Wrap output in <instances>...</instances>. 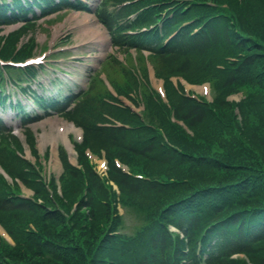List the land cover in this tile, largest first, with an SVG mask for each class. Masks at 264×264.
I'll list each match as a JSON object with an SVG mask.
<instances>
[{"label":"trees","instance_id":"1","mask_svg":"<svg viewBox=\"0 0 264 264\" xmlns=\"http://www.w3.org/2000/svg\"><path fill=\"white\" fill-rule=\"evenodd\" d=\"M208 2L177 4V16L166 27L180 30L155 50L167 74L213 86L215 103L209 105L177 93L166 78L175 116L193 136L170 123L167 111L161 121L173 147L147 128L88 131L90 143L112 152L110 160L119 156L133 175L150 178L123 174L113 165L110 172L124 205L145 212L138 235L120 233L116 193L89 169L82 174L69 169L65 193L79 205L67 217L7 197L0 182V221L17 238L16 247L0 244V264H198V240L200 256L209 264H245L229 259L237 251L264 264V0ZM15 48V40L8 38L0 56L9 57ZM193 59L198 75L188 76ZM239 91L245 94L240 103L226 101ZM0 162L23 177L26 164L8 148H0ZM26 218L36 221L35 232L16 229ZM168 224L184 232L190 253L178 236L169 234Z\"/></svg>","mask_w":264,"mask_h":264},{"label":"rangeland","instance_id":"2","mask_svg":"<svg viewBox=\"0 0 264 264\" xmlns=\"http://www.w3.org/2000/svg\"><path fill=\"white\" fill-rule=\"evenodd\" d=\"M96 0H92L94 4ZM67 13H63L57 17L54 18H46L42 19L38 22V25L28 27L24 30L26 34L24 36H21V40L25 41L27 36H33L36 39L37 47L35 51H38L40 49H43L48 45H54V47H58L57 43L68 39V32L70 31L69 36H73L72 42L69 43V45H78L80 44L81 47L78 49L79 52H89V51H95L94 54L96 57L98 56V59L96 58H85L84 63H89L87 60L90 61V66H85L83 63L80 65L77 64V60H73L71 58H66L65 63L60 64V57L62 55L59 54L60 47L57 48L55 51H50L47 53V55L50 57L51 54H57V59L54 64H60L64 69L69 70V72H72V78L79 82L80 84L85 82V73L88 68L97 67L99 61L102 59L103 56H105L108 52L111 51L110 42H109V36L107 35L105 29L96 22L93 15L86 14V13H73L70 17ZM70 18V19H69ZM62 23L61 25L59 23ZM68 26L71 27V30L68 28ZM74 27V29H72ZM13 29V27H6L4 33H8ZM36 31V32H35ZM31 33V34H30ZM57 37V39H56ZM63 46V44H61ZM34 51V53H35ZM51 62H55L54 59H51ZM188 66V76H196L197 73V64L195 59L191 60ZM156 67H159L163 74L166 72L168 73L167 66H163L162 64L157 62H154ZM106 66V64L104 65ZM173 66H177L176 64ZM152 70V66L149 67ZM194 68V71H193ZM122 77H126V74H119L118 80H121ZM53 74L49 73L45 76H40V80L44 83V90H51L52 95H56V93L60 90L61 85H58L54 89L52 88V81H53ZM52 79V80H50ZM199 79V78H195ZM154 87L159 86V82H151ZM61 84V83H60ZM70 85H76L75 83L70 82ZM185 85V83H184ZM66 86V85H64ZM189 86L185 85V90L187 92V89ZM68 89V86H66ZM198 90L199 88L196 87ZM11 90V89H10ZM53 90V91H52ZM12 91V90H11ZM199 91V90H198ZM191 93L192 90H190ZM13 94V92H12ZM232 101H239L241 99V95H234L230 97ZM24 102H26L25 99H23ZM97 105V104H96ZM32 105H29L26 107L27 111H31ZM0 116L4 120L5 124L12 127V131H17V135L20 140V147L15 144V150H22L21 154L27 158L31 159L32 161H35V157L32 155V146L31 140L35 142V148L37 149L38 153V161L41 163V165L44 168L43 176L48 177L49 176H55L56 178H59L61 175L63 169L62 164L58 156V148L57 145L63 143V133L58 130L62 124H64V120L62 118H58L57 116H46L41 120H38L36 122L30 123V124H23V122H20V119H15L14 115L9 112V110L6 109L5 112H0ZM81 117L85 119V123H88L91 121V116L85 115L83 112L81 113ZM95 117V116H92ZM66 123V122H65ZM7 135V134H6ZM27 135V137H25ZM66 135H68V138L70 139L71 136V129L69 125L67 124L66 128ZM12 137V136H11ZM65 137V136H64ZM13 138V137H12ZM62 138V139H61ZM4 147L6 148L5 144L3 143ZM45 158V159H44ZM76 155L73 157V160L75 162ZM72 160V161H73ZM13 173H16L14 171ZM29 179V177H27ZM22 190L25 194H30L29 190L22 187ZM146 197L142 198L140 201H143ZM142 204H145V202H142ZM62 205L65 207L66 210L70 211L71 204H64ZM121 213H124V230L125 232L129 234H133L141 229V225L143 222V219L139 212H136L134 210L124 211L120 210ZM1 233V232H0ZM250 260H246L244 262H249ZM254 262H257L256 259H253ZM254 262L251 261L252 264Z\"/></svg>","mask_w":264,"mask_h":264}]
</instances>
